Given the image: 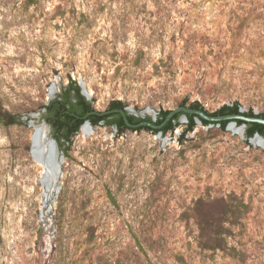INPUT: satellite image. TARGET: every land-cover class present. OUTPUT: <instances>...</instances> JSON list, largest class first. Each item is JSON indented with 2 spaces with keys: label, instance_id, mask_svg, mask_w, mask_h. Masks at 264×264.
Wrapping results in <instances>:
<instances>
[{
  "label": "rangeland",
  "instance_id": "374dc122",
  "mask_svg": "<svg viewBox=\"0 0 264 264\" xmlns=\"http://www.w3.org/2000/svg\"><path fill=\"white\" fill-rule=\"evenodd\" d=\"M69 80L100 113L263 114L264 0H0L18 119L0 125V264H264V137L182 116L166 135L86 126L52 183L32 138Z\"/></svg>",
  "mask_w": 264,
  "mask_h": 264
},
{
  "label": "trees",
  "instance_id": "16d2710c",
  "mask_svg": "<svg viewBox=\"0 0 264 264\" xmlns=\"http://www.w3.org/2000/svg\"><path fill=\"white\" fill-rule=\"evenodd\" d=\"M185 106V102L182 104ZM189 108L194 110L202 111L209 116H225L233 114H243L250 117H261L264 119V113L255 115L250 113H241L238 104H233L232 106H223L218 111L214 113H208L199 103L195 102L189 105ZM44 112L41 115V119L46 122L51 127V133L53 139L56 141L58 148L63 153L69 150L72 142V137L76 135L79 128L85 121H89L91 125H97L99 121H104L106 125L115 126L119 133H123L128 130L127 123L131 125H137L140 123H151L154 126H159L164 123L166 117L170 111H160L157 115L156 121H152L149 116L136 117L134 115H128L125 111V106L119 100H114L108 105L107 111L109 113H104L99 115L100 112H96L92 107L90 102L81 94V89L79 85L73 81L69 80L68 83L61 87V90L55 97L50 100L45 106H43ZM123 112V114H121ZM183 115L182 113L175 114L168 122L164 124L160 129H153L147 126L137 127V130H147L155 133H161L166 135L171 133L178 126L176 124L179 117ZM196 116L186 115L187 123L185 132H191L196 127ZM199 119V118H197ZM200 123L204 126L207 125H218L222 130H224L229 121H221L218 123L208 122L199 119ZM18 119L16 116L11 115L2 110L0 106V125L9 126L17 124ZM238 126L245 123L242 121H236ZM255 134L264 137V125L257 123H247L245 128V137L247 140L251 139Z\"/></svg>",
  "mask_w": 264,
  "mask_h": 264
},
{
  "label": "water",
  "instance_id": "95a60500",
  "mask_svg": "<svg viewBox=\"0 0 264 264\" xmlns=\"http://www.w3.org/2000/svg\"><path fill=\"white\" fill-rule=\"evenodd\" d=\"M81 93L87 100L89 99L88 94H86L82 91H81ZM52 99L53 98H51L50 100H52ZM125 111L127 114L131 115L129 110L125 109ZM240 112L242 113V111H240ZM104 113H109V112H102L99 115H103ZM177 113H182L183 115H181V116L183 117L184 120H187L186 115H193L199 119H202V120H205L208 122H213V123H218L221 121H229L227 126L228 125L236 126L237 125L236 121H242L243 123H245V124L241 125L242 128H240V129L242 131L244 128H246L247 123H257V124L264 125V119L261 117H254V116L250 117V116H246L243 114H233V115H225V116H209L208 114H206L202 111L194 110V109H191L189 107H180L176 110L170 111V113L166 117L164 123H162L159 126H154L151 123H140L137 125H131V124L127 123V125H128V128H130V129H135L137 127H142V126H147V127L153 128V129H160L161 127L164 126V124L166 122H168ZM121 114H123V112H121ZM149 117L151 118V120L153 122L156 121V119L153 116H149ZM197 118H196V122L197 121L200 122L199 119H197ZM102 123L103 122H100V124H102ZM84 125L91 126V123L88 121H85L81 125V127ZM49 129L50 128L46 123H44L42 126H40V128L37 129L36 134L32 138V155H33V158L36 160V162H38L40 164H42V163L48 164V161L51 160L55 169L53 170L52 173L46 172V171H45V173L47 174L46 178L50 179V181L53 183L55 181V179L57 178V175H58L60 160H59V148H58L57 143L54 140L51 141V140L47 139L46 135H47ZM259 137L260 136L258 134H255L251 139L253 140V139H256ZM40 138L41 139L43 138L42 143H41V145H42L41 149H40L41 145L39 143ZM251 139H249V140H251ZM43 148H47V152L45 150L43 152V150H42Z\"/></svg>",
  "mask_w": 264,
  "mask_h": 264
},
{
  "label": "bare ground",
  "instance_id": "6f19581e",
  "mask_svg": "<svg viewBox=\"0 0 264 264\" xmlns=\"http://www.w3.org/2000/svg\"><path fill=\"white\" fill-rule=\"evenodd\" d=\"M86 126L87 125H84V126H82L81 128L82 129H85L86 128ZM43 139V138H42ZM42 139L40 138L39 139V143H40V145H41V143H42ZM42 148V145H41V147H40V149ZM43 150V152H44V150L47 152V148H43L42 149ZM43 164V166L46 168V172H53V170L55 169L54 168V166H53V163L51 162V160H49L48 161V164H46V163H42ZM48 179V178H47Z\"/></svg>",
  "mask_w": 264,
  "mask_h": 264
},
{
  "label": "flooded vegetation",
  "instance_id": "af4514ba",
  "mask_svg": "<svg viewBox=\"0 0 264 264\" xmlns=\"http://www.w3.org/2000/svg\"><path fill=\"white\" fill-rule=\"evenodd\" d=\"M82 94V93H81ZM87 100V99H86ZM88 101V100H87ZM129 115V114H128ZM44 122V121H43ZM89 122V121H88ZM100 122H104V121H99L98 123H97V125H99L100 124ZM44 123H46V122H44ZM47 124V123H46ZM48 125V124H47ZM49 126V128H50V131H52L51 130V127H50V125H48ZM96 126V125H95ZM51 136H52V133H51ZM53 138V137H52ZM54 140V139H53ZM55 141V140H54ZM56 142V141H55Z\"/></svg>",
  "mask_w": 264,
  "mask_h": 264
}]
</instances>
